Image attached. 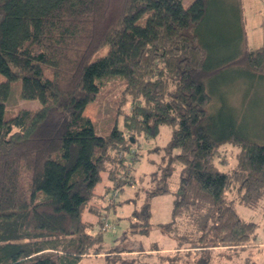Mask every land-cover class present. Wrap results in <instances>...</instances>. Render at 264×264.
I'll return each mask as SVG.
<instances>
[{"label": "trees", "instance_id": "1", "mask_svg": "<svg viewBox=\"0 0 264 264\" xmlns=\"http://www.w3.org/2000/svg\"><path fill=\"white\" fill-rule=\"evenodd\" d=\"M217 1L0 0V264H139L138 256L158 249L123 244L150 232L152 198L170 191L175 171L170 218L158 224L177 238L168 252L218 250L231 264H257L249 249L255 223L237 214L227 193L234 189L245 206L258 205L264 143L240 133L221 111L211 113L208 80L235 66L264 76V41L212 57L202 26ZM111 75L123 80L121 101L129 107L117 115L121 127L116 121L98 134L83 111ZM13 80L22 97L40 101L38 108L5 116ZM163 124L170 138L128 215L123 244L106 246L101 213L115 203L100 200L133 184L127 155L135 151L134 135L155 137ZM223 142L237 147L230 171L216 163ZM204 202L210 208L200 231L175 235L177 219Z\"/></svg>", "mask_w": 264, "mask_h": 264}, {"label": "rangeland", "instance_id": "2", "mask_svg": "<svg viewBox=\"0 0 264 264\" xmlns=\"http://www.w3.org/2000/svg\"><path fill=\"white\" fill-rule=\"evenodd\" d=\"M191 0H182L187 6ZM239 2V3H238ZM238 5V9H237ZM202 37L212 47V57L228 56L231 53L247 47L255 49L264 41V0H220L212 4L207 21L202 26ZM107 47L98 49L91 59L103 55ZM5 76L0 73V81ZM208 87L212 93V114L219 111L234 119L237 129L248 138L264 143V76L252 74L244 68L229 67L208 80ZM123 80L117 75H111L100 84L99 93L84 109L83 114L90 118L98 134L105 133L117 121L122 126L118 113L125 112L128 104H122ZM37 98H24L20 93V81L10 83L9 93L5 100V116L13 115L22 108H38ZM126 107V109H124ZM171 134V128L163 124L155 137L134 135L137 142L133 146L135 151L127 157L131 160V174L133 184H126L122 192L116 190L105 193L100 202L103 206L115 203V206L102 209V216L107 221V229L102 231L105 245L123 244V230L128 223V215L134 206L139 205L144 190L151 182L153 171L158 164ZM135 152V153H134ZM237 147L229 142L219 146L216 157L218 168L230 171L235 167ZM121 155V152L118 154ZM134 158V159H133ZM225 161L223 162V160ZM178 171L171 178L170 191L165 195L152 198V229L147 235H135L123 245L127 248L142 247L158 249L137 257L139 264H231L222 251L213 250L209 255L200 251L182 250L169 253L176 245L177 238L158 228L159 223L167 222L172 211V201L175 197V185ZM105 178L96 185V192L103 191ZM141 195L136 198V195ZM130 198L129 200H127ZM136 198V199H134ZM122 201L120 205L117 203ZM227 201H231L237 214L245 220L255 223V230L249 239V249L253 252V259L257 264H264V195L255 208H249L239 201L235 190L227 193ZM102 206V207H103ZM210 204L204 202L194 215L179 217L175 223V235L200 231L203 215ZM92 215L85 213L91 219ZM157 223V224H156ZM95 223L92 230L96 231ZM135 254V253H134ZM172 260V262H171Z\"/></svg>", "mask_w": 264, "mask_h": 264}, {"label": "water", "instance_id": "3", "mask_svg": "<svg viewBox=\"0 0 264 264\" xmlns=\"http://www.w3.org/2000/svg\"><path fill=\"white\" fill-rule=\"evenodd\" d=\"M131 140L133 141V138H131Z\"/></svg>", "mask_w": 264, "mask_h": 264}]
</instances>
